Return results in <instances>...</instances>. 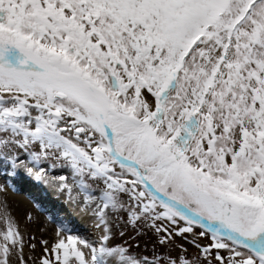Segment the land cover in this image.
I'll list each match as a JSON object with an SVG mask.
<instances>
[{"label":"snow or ice","instance_id":"1","mask_svg":"<svg viewBox=\"0 0 264 264\" xmlns=\"http://www.w3.org/2000/svg\"><path fill=\"white\" fill-rule=\"evenodd\" d=\"M0 169L94 220L39 264H264V0H0ZM8 191L0 264H28Z\"/></svg>","mask_w":264,"mask_h":264},{"label":"rangeland","instance_id":"2","mask_svg":"<svg viewBox=\"0 0 264 264\" xmlns=\"http://www.w3.org/2000/svg\"><path fill=\"white\" fill-rule=\"evenodd\" d=\"M6 169H0V184L8 185L10 193L15 195H20L23 198L25 197L28 201V205L22 207L21 203H14L10 200V195H7L8 204L11 206L12 214L19 222V227L21 231L24 233L25 240L29 241V238L34 236L35 240H32L31 243L36 244V248L34 251L29 250L28 248L25 249V258L28 260V264H39V258L43 253V247L41 244L42 240H47L49 243H53L56 239V235H49L46 232L45 227L41 225L40 220L37 217L39 214L44 222H48L52 225V227L57 232L58 229L63 225L67 229H70L72 234L78 235L82 238L88 239L90 241H95L97 238L91 234L89 227L80 228L75 226L76 228H72L71 225H78V220L74 217V215L70 214V217L64 216V218L60 219L58 214L55 213L54 209L48 208L46 209V203L52 198V195L46 193L42 190L41 186L38 183H32L33 180L28 178H22L20 176H9L6 174ZM65 174L64 170L57 169L56 171L52 172V176H59ZM34 185L35 187H30V184ZM48 183V182H47ZM49 184V183H48ZM53 184V183H51ZM52 186V185H51ZM29 188V189H28ZM40 191L39 199H34L36 193H32L31 191ZM31 192V194H30ZM50 198V199H48ZM47 199V201H46ZM43 204V205H42ZM17 208L21 209V215L18 217L16 215ZM31 216V219H28V216ZM68 221L66 222L65 221ZM74 227V226H73ZM78 227V228H77ZM200 231V229H197ZM55 232V233H56ZM128 233L125 237L120 238L117 236L118 240H127L128 245L130 246V251L133 254L138 255H154L152 248L153 245L156 244V237L151 232H146L145 235L136 236L135 233L131 229H126ZM191 240V237H188V240L181 238L180 236L175 237V242L170 244L167 249H161V247L156 244V251H168L171 253L172 256H178L181 254L179 245H184L185 248L188 250V254L191 255L195 253L197 250L192 246L191 243L188 241ZM202 244H209L210 240L208 238H203L200 240ZM139 245L137 248L136 245Z\"/></svg>","mask_w":264,"mask_h":264},{"label":"bare ground","instance_id":"3","mask_svg":"<svg viewBox=\"0 0 264 264\" xmlns=\"http://www.w3.org/2000/svg\"><path fill=\"white\" fill-rule=\"evenodd\" d=\"M18 176H20L24 179L28 178V179L33 180L32 183H35V182L38 183L41 186L43 191L52 195L51 199L48 198L50 200L48 201V203H46V205H47L46 209L52 207V209H54L55 213L58 214V217L60 219L64 218V216L70 217V214L74 215L76 220H78V227L83 228V227L88 226L90 231H91V234H93L96 238L98 237V231L94 226V220H93L92 216L89 214L83 213L77 205L69 202L66 195L63 192L58 190V186L56 183H53V184L49 183L48 184L47 182H44V181H37L34 178L27 175L24 171H20L18 173ZM32 183L30 184V187L33 188L35 186L32 185ZM31 192L36 193V196L34 197V199H39L40 197H42V196H40V191H38V190L35 192H33V191H31ZM31 192H30V194H31ZM8 194L10 195L11 201H13L14 203H21L22 207L29 204L25 197L23 198L20 195H15L13 193H10V191H8ZM46 201H47V199H46ZM16 215H18V217L21 215V209L17 208ZM37 217L40 220L42 227L43 226L45 227L48 236L54 235V234L56 235L57 232L55 231V229L52 227V225L50 223L44 222L39 214H37ZM65 221H66V219H65ZM66 222H68V221H66ZM73 226L74 225H71L72 228H76L75 226L74 227Z\"/></svg>","mask_w":264,"mask_h":264}]
</instances>
